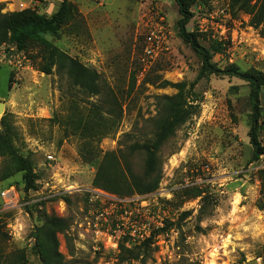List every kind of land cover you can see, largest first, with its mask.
<instances>
[{
    "label": "rangeland",
    "instance_id": "rangeland-1",
    "mask_svg": "<svg viewBox=\"0 0 264 264\" xmlns=\"http://www.w3.org/2000/svg\"><path fill=\"white\" fill-rule=\"evenodd\" d=\"M63 1L70 16L46 39L96 71L101 95L83 94L56 69L41 73L36 45L0 46V120L15 128L16 146L39 176L36 191L23 190L21 174L0 181V264H18L21 255L41 264L34 235L44 215L69 223L56 235L63 264H264V157L253 161L250 87L227 74L264 77V22L250 24L262 0H190L185 29L223 71L192 90L201 60L178 36L175 0H0V13L31 9L50 18ZM218 45L222 53L213 50ZM10 57L25 63L19 68ZM176 84L198 110L160 150L158 189L136 195L129 173H142L144 156L127 148L152 139L159 98L175 95ZM259 104L264 147V88ZM107 111L116 130L98 143L72 130V121L86 122L91 112L107 118ZM84 143L98 149L99 161L112 155L108 190L93 185L97 164L81 158ZM192 189L201 197L190 198ZM88 190L105 198L95 210ZM98 209L108 223L95 221Z\"/></svg>",
    "mask_w": 264,
    "mask_h": 264
},
{
    "label": "trees",
    "instance_id": "trees-1",
    "mask_svg": "<svg viewBox=\"0 0 264 264\" xmlns=\"http://www.w3.org/2000/svg\"><path fill=\"white\" fill-rule=\"evenodd\" d=\"M178 7L181 20L179 21V38L198 54L201 60L200 72L193 84L206 76L222 73L212 64V55L209 50L200 45L193 33L186 31L185 27L190 21L192 15L189 12L190 0H175ZM3 5L0 4V11ZM72 9L63 1L59 10L50 18L38 14L35 10L24 9L12 13H0V46L10 45L17 51H26L31 45L39 48L40 63L38 70L49 75L53 69L64 73L70 80L71 85L77 87L83 94L89 97L101 95V86L99 84V75L96 71L84 66L76 59L68 56L66 53L52 45L46 36L55 37L59 34L62 25L70 16ZM250 24L258 27L264 22V0L257 8V11L250 13ZM215 53H222L221 45L214 47ZM226 73V72H225ZM227 74L238 77L246 81L250 87V101L252 104V127L249 131L250 144L253 149V161L264 157V147L258 140L257 125L260 118L259 95L264 88V77L260 73H238L237 70L228 71ZM166 84V83H165ZM177 90V93L171 97H161L160 114L153 122V137L150 141L139 144L135 143L127 149L128 154L141 153L144 156L143 171L140 175H130L131 187L136 195H145L155 192L161 181V163L159 152L162 147L183 126L191 117H193L198 105L194 100L188 101L185 95V85H171ZM107 118H102L99 113H90L86 116L90 120L84 122L81 119L71 122L72 130L80 134L85 139H94L98 143L103 137L110 135L116 130V120L111 118L112 112H105ZM17 134L15 128L9 124L6 117L0 120V181L7 180L16 174H21L23 190H38L39 176L34 173V164L29 155L22 154L16 146ZM87 152L81 154L85 163H96L97 172L93 185L102 190H108L105 171L113 163L112 155L106 154L99 161V151L93 149L87 144H83ZM90 147V148H89ZM104 171V173H103ZM192 199L200 198L201 192L197 189L190 190ZM88 194L86 195V200ZM205 197L202 199L204 200ZM68 202V199H65ZM40 206V203L38 204ZM43 224L34 235V247L37 251L41 264H63V257L58 251L57 234H64L68 228L67 220L43 216ZM151 242L147 239L143 245ZM22 254V253H21ZM18 264H26L21 255Z\"/></svg>",
    "mask_w": 264,
    "mask_h": 264
},
{
    "label": "built area",
    "instance_id": "built-area-1",
    "mask_svg": "<svg viewBox=\"0 0 264 264\" xmlns=\"http://www.w3.org/2000/svg\"><path fill=\"white\" fill-rule=\"evenodd\" d=\"M19 55L23 56L22 54H19ZM10 58H12V57H10ZM8 61L10 63L14 61L13 63L16 64L17 66H19V68H21L23 66V64L25 63L24 62V58H18L17 60H14L13 59V61L8 58ZM47 158L49 160H52L51 157H47ZM87 194H88L87 202H88V204L90 206H92V208L94 210L97 209L96 206L100 204V201H101V204H102L103 203L102 201L105 200L104 196L101 193L97 192V191H89L88 190L87 191ZM102 212H103L102 209H98V210L94 211V213L92 214V216H94L95 221H100V222L108 223L107 219L102 214Z\"/></svg>",
    "mask_w": 264,
    "mask_h": 264
},
{
    "label": "water",
    "instance_id": "water-1",
    "mask_svg": "<svg viewBox=\"0 0 264 264\" xmlns=\"http://www.w3.org/2000/svg\"><path fill=\"white\" fill-rule=\"evenodd\" d=\"M1 106H3V105L0 103V113L3 112V110H1Z\"/></svg>",
    "mask_w": 264,
    "mask_h": 264
},
{
    "label": "bare ground",
    "instance_id": "bare-ground-1",
    "mask_svg": "<svg viewBox=\"0 0 264 264\" xmlns=\"http://www.w3.org/2000/svg\"><path fill=\"white\" fill-rule=\"evenodd\" d=\"M3 109V106H1V110ZM211 254V253H210ZM211 257L213 256V255H210Z\"/></svg>",
    "mask_w": 264,
    "mask_h": 264
}]
</instances>
